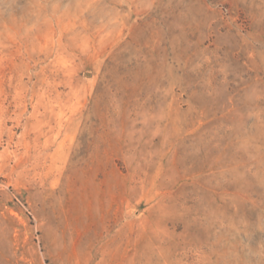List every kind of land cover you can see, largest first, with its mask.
<instances>
[{"label":"rangeland","instance_id":"1","mask_svg":"<svg viewBox=\"0 0 264 264\" xmlns=\"http://www.w3.org/2000/svg\"><path fill=\"white\" fill-rule=\"evenodd\" d=\"M0 264H264V0H0Z\"/></svg>","mask_w":264,"mask_h":264}]
</instances>
